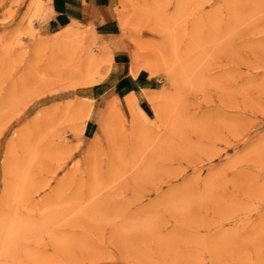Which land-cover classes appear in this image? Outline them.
I'll return each instance as SVG.
<instances>
[{
    "label": "rangeland",
    "instance_id": "rangeland-1",
    "mask_svg": "<svg viewBox=\"0 0 264 264\" xmlns=\"http://www.w3.org/2000/svg\"><path fill=\"white\" fill-rule=\"evenodd\" d=\"M47 4L0 0V264H264V0Z\"/></svg>",
    "mask_w": 264,
    "mask_h": 264
},
{
    "label": "crops",
    "instance_id": "crops-1",
    "mask_svg": "<svg viewBox=\"0 0 264 264\" xmlns=\"http://www.w3.org/2000/svg\"><path fill=\"white\" fill-rule=\"evenodd\" d=\"M117 0H48V9L53 25L65 30L69 26L92 27L101 40L116 37V22L111 9ZM62 30V31H63ZM114 93L121 97H135L144 94L145 83L142 78L132 75V68L125 62L114 60Z\"/></svg>",
    "mask_w": 264,
    "mask_h": 264
},
{
    "label": "bare ground",
    "instance_id": "bare-ground-1",
    "mask_svg": "<svg viewBox=\"0 0 264 264\" xmlns=\"http://www.w3.org/2000/svg\"><path fill=\"white\" fill-rule=\"evenodd\" d=\"M66 34L68 35V34H75V33H71V32L69 31V32H67Z\"/></svg>",
    "mask_w": 264,
    "mask_h": 264
}]
</instances>
